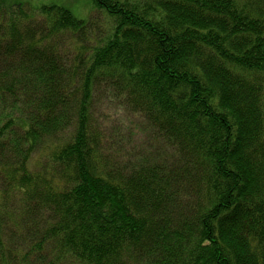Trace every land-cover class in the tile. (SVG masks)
I'll return each instance as SVG.
<instances>
[{
    "label": "trees",
    "instance_id": "obj_1",
    "mask_svg": "<svg viewBox=\"0 0 264 264\" xmlns=\"http://www.w3.org/2000/svg\"><path fill=\"white\" fill-rule=\"evenodd\" d=\"M87 1L0 0V264H264V0Z\"/></svg>",
    "mask_w": 264,
    "mask_h": 264
},
{
    "label": "rangeland",
    "instance_id": "obj_2",
    "mask_svg": "<svg viewBox=\"0 0 264 264\" xmlns=\"http://www.w3.org/2000/svg\"><path fill=\"white\" fill-rule=\"evenodd\" d=\"M9 6L30 5L34 8L42 6L57 5L70 10L75 17L80 20H89L94 15V9L91 2L87 0H5ZM102 109V107H101ZM106 114L112 116L113 121L125 120V113L119 109L111 107L108 110L105 108Z\"/></svg>",
    "mask_w": 264,
    "mask_h": 264
}]
</instances>
